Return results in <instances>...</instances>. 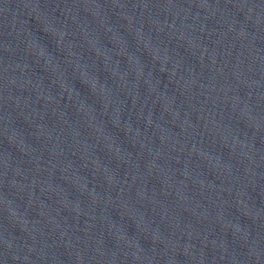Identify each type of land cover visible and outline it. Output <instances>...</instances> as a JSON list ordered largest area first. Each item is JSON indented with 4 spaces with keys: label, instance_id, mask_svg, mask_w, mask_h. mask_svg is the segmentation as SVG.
Segmentation results:
<instances>
[{
    "label": "water",
    "instance_id": "water-1",
    "mask_svg": "<svg viewBox=\"0 0 264 264\" xmlns=\"http://www.w3.org/2000/svg\"><path fill=\"white\" fill-rule=\"evenodd\" d=\"M0 264H264V0H0Z\"/></svg>",
    "mask_w": 264,
    "mask_h": 264
}]
</instances>
